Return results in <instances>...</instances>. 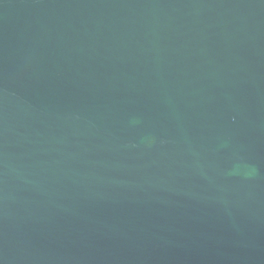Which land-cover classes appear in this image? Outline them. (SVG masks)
Wrapping results in <instances>:
<instances>
[{
	"label": "water",
	"instance_id": "obj_1",
	"mask_svg": "<svg viewBox=\"0 0 264 264\" xmlns=\"http://www.w3.org/2000/svg\"><path fill=\"white\" fill-rule=\"evenodd\" d=\"M0 264H264V0H0Z\"/></svg>",
	"mask_w": 264,
	"mask_h": 264
}]
</instances>
